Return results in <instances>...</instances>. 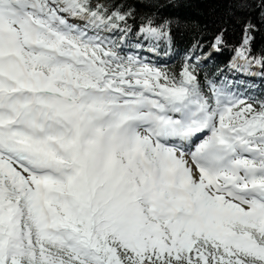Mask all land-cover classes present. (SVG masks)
Wrapping results in <instances>:
<instances>
[{
  "label": "snow or ice",
  "instance_id": "1",
  "mask_svg": "<svg viewBox=\"0 0 264 264\" xmlns=\"http://www.w3.org/2000/svg\"><path fill=\"white\" fill-rule=\"evenodd\" d=\"M261 37L264 0H0V264H264Z\"/></svg>",
  "mask_w": 264,
  "mask_h": 264
},
{
  "label": "trees",
  "instance_id": "2",
  "mask_svg": "<svg viewBox=\"0 0 264 264\" xmlns=\"http://www.w3.org/2000/svg\"><path fill=\"white\" fill-rule=\"evenodd\" d=\"M183 12H184V14L189 15V16H196L197 14L206 13L207 9L193 6L191 8L184 9ZM200 18L206 19L207 17L204 15H201ZM211 31L212 30L210 29L209 33H208L209 36L211 35ZM190 39H191L190 36L185 37V36L181 35L180 37H178V41H177L178 47L182 50L183 48H185L188 45ZM232 39L234 42L239 39V30L238 29L236 30V33ZM256 48H257V50L264 49V37L258 38ZM229 55H230L229 53H225V54L220 55V56H215V64L221 65V66L224 65L228 61ZM178 63L179 62L174 63L172 65V67L175 68ZM212 66L209 68H206V71H209L212 68ZM256 81H257V83L253 84L254 87L256 88L258 85V88L261 89V91L264 90V85L261 84V81L258 78L256 79Z\"/></svg>",
  "mask_w": 264,
  "mask_h": 264
}]
</instances>
